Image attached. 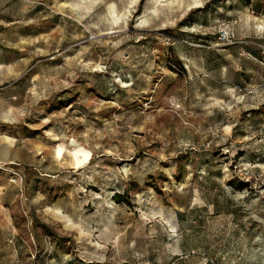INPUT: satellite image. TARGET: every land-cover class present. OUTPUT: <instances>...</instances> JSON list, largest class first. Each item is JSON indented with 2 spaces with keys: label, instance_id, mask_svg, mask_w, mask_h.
I'll use <instances>...</instances> for the list:
<instances>
[{
  "label": "rangeland",
  "instance_id": "rangeland-1",
  "mask_svg": "<svg viewBox=\"0 0 264 264\" xmlns=\"http://www.w3.org/2000/svg\"><path fill=\"white\" fill-rule=\"evenodd\" d=\"M135 261L264 264V0H0V264Z\"/></svg>",
  "mask_w": 264,
  "mask_h": 264
},
{
  "label": "built area",
  "instance_id": "built-area-1",
  "mask_svg": "<svg viewBox=\"0 0 264 264\" xmlns=\"http://www.w3.org/2000/svg\"><path fill=\"white\" fill-rule=\"evenodd\" d=\"M220 37L223 39V38H228L229 36L225 32V33H222ZM131 264H143V263L141 261H135V262H133Z\"/></svg>",
  "mask_w": 264,
  "mask_h": 264
},
{
  "label": "bare ground",
  "instance_id": "bare-ground-1",
  "mask_svg": "<svg viewBox=\"0 0 264 264\" xmlns=\"http://www.w3.org/2000/svg\"><path fill=\"white\" fill-rule=\"evenodd\" d=\"M195 2H198V0H195Z\"/></svg>",
  "mask_w": 264,
  "mask_h": 264
}]
</instances>
